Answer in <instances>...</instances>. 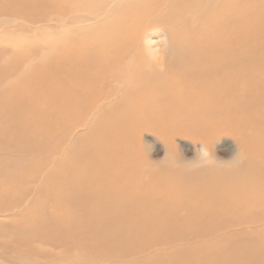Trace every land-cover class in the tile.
Listing matches in <instances>:
<instances>
[{"label":"bare ground","instance_id":"obj_1","mask_svg":"<svg viewBox=\"0 0 264 264\" xmlns=\"http://www.w3.org/2000/svg\"><path fill=\"white\" fill-rule=\"evenodd\" d=\"M250 1L0 0V18H8L13 34L23 39L17 51L55 56L57 75L55 109L32 108L34 115L12 109L10 116L21 121L0 126L2 143L62 155V145L53 143L60 132L75 134L93 120L101 123L81 137L83 145L68 152L51 178L62 184L47 193L64 202L52 216L57 224L66 220L62 234L79 227L86 232L93 224L113 227L101 217L123 201L216 196L229 185L230 175L264 157V136L251 131L264 128L259 111L264 103L248 92L262 73L252 67L263 68L264 56L257 60L249 52L250 33L239 38L237 29V7ZM53 28L60 30L53 44L32 39ZM239 42L245 49L239 50ZM146 130H155L170 146L176 137L200 141L194 153L201 165L186 167L171 147L168 154L178 163L166 169L170 175L140 166L143 153L135 139ZM226 131L234 134L237 154L233 164L220 165L213 142ZM31 170L0 169V199L27 193L25 187L35 179ZM158 186H164L163 193L152 191ZM52 224L39 221L43 227ZM33 225L23 228L28 239L61 241L59 235L39 234Z\"/></svg>","mask_w":264,"mask_h":264},{"label":"rangeland","instance_id":"obj_2","mask_svg":"<svg viewBox=\"0 0 264 264\" xmlns=\"http://www.w3.org/2000/svg\"><path fill=\"white\" fill-rule=\"evenodd\" d=\"M236 12L240 19L239 38L245 31L250 33L249 52L260 60L264 56V0H251L249 5L240 2ZM10 23L8 18H0V126L6 127L21 121L12 117L13 114L10 116V111H28L34 115L39 107L42 111L55 109L57 102L56 57L19 53L17 48L23 39L13 34ZM59 31L42 29L32 39L53 44ZM156 36L154 41L160 46L162 38ZM240 49H245L242 42H239ZM252 71L262 73L255 77L248 92L264 103V67H252ZM242 86L239 80L238 87ZM259 111L264 121V110ZM100 124L93 120L88 123L89 127L76 129L75 134L60 132L53 143L62 145V155L19 150L3 144L4 137L0 138V169L4 172L24 167L35 170L29 172L35 179L25 187L27 193L14 197L15 200L0 199V264H264V157H254L248 173L230 175L229 185L216 196L195 199L163 196L138 202L123 201L101 217L114 228H96L93 224L86 232L79 227L72 229V233L62 234L66 220L57 224L52 216L53 208L64 202L47 195L58 191L62 184L51 178L68 152L76 144L82 146V138H87L91 128ZM251 131L253 135L264 136L263 127H253ZM165 139L155 130L142 131L136 137L135 143L140 144L143 153L140 166L170 175L166 169L178 163L168 154L171 147H176L177 154L183 156L186 167L201 165L194 153L201 148L200 141L176 137L170 146ZM248 143L254 145V142ZM237 146L232 132L219 134L213 142L218 164H233ZM156 190L161 193L165 188H152L153 192ZM41 219H49L55 225L43 227L39 225ZM33 223L39 234L53 238L59 235L61 241L54 244L37 236L28 239L23 228Z\"/></svg>","mask_w":264,"mask_h":264}]
</instances>
